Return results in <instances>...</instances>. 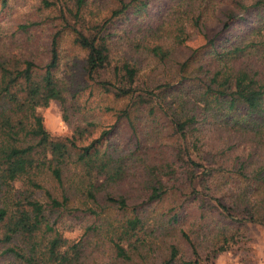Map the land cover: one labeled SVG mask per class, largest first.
<instances>
[{"label": "trees", "instance_id": "obj_1", "mask_svg": "<svg viewBox=\"0 0 264 264\" xmlns=\"http://www.w3.org/2000/svg\"><path fill=\"white\" fill-rule=\"evenodd\" d=\"M115 1L119 5L112 12V19L102 24L87 27L84 19L78 28L70 24L67 13L63 17L74 44L86 51V69L91 79L103 70L106 72L111 64L109 22L133 13L138 23L152 0ZM166 2L164 11H170L165 19L150 20L146 25L133 23L131 30H135L141 42L155 38L142 43L143 52L150 58L144 59L148 80L140 79V66L126 59L114 67L115 80L99 81L116 103H124L105 109L117 115L115 127L124 121L130 125L136 147L128 153L127 149L112 145L101 148L110 131H104L87 146H79L76 140L83 137L84 129L79 130V137L66 140L53 139L47 129L40 109L52 101L61 104L66 101L64 83L55 71L61 60L62 31L53 34L50 59L44 65L27 57L18 59L16 64L0 56L3 254L22 264L83 263L89 246L82 240L70 242L56 234L44 247L35 240L43 225L53 231L47 221L48 208L37 193L45 192L51 210L81 209L96 214L92 207L101 206V199L127 210L130 195H117V188L129 181L137 188L135 192L145 198L133 205L131 215L125 216L111 236L121 261L138 256L149 264L146 258L158 237L176 229L180 221L181 208L185 205L179 202L182 195L192 194L196 199V194L205 193L207 197L199 203L191 199L200 209V218L206 216L207 210L219 206L226 217L264 226V76L247 58L251 50L264 49V27L230 46L220 45L217 37L229 28L234 18L233 10L222 9L220 12L227 17L223 30L177 62L174 73L154 80L153 77H159L158 71L165 73L173 65L171 61L177 60L174 53L178 47H165L163 40L168 36L174 46L184 45L190 37L189 27L202 32L207 20L216 17L223 4V0ZM86 3L76 0V11L69 8L76 22L81 19ZM44 4L50 7L56 1L44 0ZM249 7L244 6L245 10ZM252 7L264 12V0H255ZM31 26L22 23L19 28L28 34ZM230 41V37L225 39V43ZM90 90L85 106L95 93L93 87ZM216 136L223 140L217 151L213 148L205 152L199 146V142L207 144ZM222 171L223 175H217ZM44 175L61 188L59 196L43 184ZM16 184L21 187L17 189ZM168 196L172 197L173 205L153 214L151 207ZM79 199L84 201L83 207L82 204L71 206V202ZM208 199H214L216 204L208 206ZM235 213H240L242 218H235ZM183 236L190 243L194 258L182 263L200 264L195 241L187 233ZM15 240H24L25 246L14 244ZM169 249V256L161 264H175L181 259L178 244L171 243ZM226 249L221 245L211 254L217 256Z\"/></svg>", "mask_w": 264, "mask_h": 264}, {"label": "rangeland", "instance_id": "obj_2", "mask_svg": "<svg viewBox=\"0 0 264 264\" xmlns=\"http://www.w3.org/2000/svg\"><path fill=\"white\" fill-rule=\"evenodd\" d=\"M49 1H56V4L46 7L44 0H6V3L0 0V56L10 59L12 63L27 57L44 65L50 59V40L53 34L62 31L59 49L61 60L55 71L58 78L64 83L66 101L63 104L59 101H52L48 107L40 109L47 129L55 140L79 137V130L84 129L83 137L76 140L79 146H87L94 139L99 138L104 131H110L107 135L108 140H104V145L101 148L112 145L120 149L125 148L128 153L129 150L136 147L130 125L124 121L115 127L117 115L105 109L109 105L119 107L124 103H116L112 96L104 92L99 81L106 78L115 80L114 67L117 64L121 65L126 59H130L140 66V79L148 80L146 61H149L150 58L146 57V53L143 52L142 43L154 41L155 38L143 39L141 42L134 33L135 30L131 32L134 27L133 23H136V16L133 13L113 18L109 22L110 29L108 30L111 64L106 72L103 70L91 79L86 69V51L74 44L70 30L65 29L63 17L67 13L70 24H76L78 28H81L85 19V26L91 27V25L111 20L113 10L119 5L118 2L115 0H86V7L80 16L81 19L76 22L74 16L68 11L70 7L73 9L72 11H76V0ZM254 2L255 0H237V2L223 0L218 11L219 14L207 20L206 28L202 27V32L189 27L190 37L184 45L174 46L171 37L167 36L163 43L165 47H178L174 53L177 60L171 61L173 65L165 69V73L158 71L159 77H153L154 80L174 73L177 62L187 58L194 49L203 46L209 38L223 30L227 17L223 12H220L222 9L233 10L234 18L230 21L229 28L223 30L217 37V43L220 45L228 44L230 46L231 43L239 42L244 36L264 27V12L257 7H252ZM166 3V0H152L136 24L146 25L150 20L165 19L170 11L168 9L165 13ZM244 6L250 7L245 10ZM22 23L32 25L28 34L19 28ZM227 37H230L231 41L225 43ZM136 44L140 45L136 46ZM261 53H264L263 48L251 50L247 54V58L248 62L255 69L261 70V74L264 76V57ZM92 87L95 89V93L90 97L89 104L85 106L86 98L91 93ZM198 144L205 152L213 148L217 151L223 145V140L216 136V138L209 139L207 144H204L203 141ZM219 173L223 175V171L218 172L217 175ZM43 184L54 190L58 196L61 193V188L50 179V176L44 175ZM132 184L129 181L117 188L119 191L117 195H130L127 210H121L118 205L101 199V206L93 205L92 207L98 212L96 214L81 209L51 210L45 192L37 191V195H40L39 199L43 200L46 208L50 209H47L46 215L48 225L53 228V231L43 225V229L38 232L35 240L41 247L47 246L56 234L62 235L70 242L82 240L85 245L89 246V250L87 258L81 264H145L144 259L141 260L138 256H133L132 260L125 262L119 260L111 240L115 228L121 224L124 218L131 215L133 205L143 202L142 200L145 198L135 192L137 188L132 187ZM20 187L21 184H16L17 189ZM204 194H196V199L192 194L180 197L179 202H184L185 205L181 208V217L176 229L158 237L153 249L149 251L150 255L146 261L149 264H161L169 256L171 243L178 244L181 250V259L175 264H183V260L193 259L192 247L183 236V233H187L198 247L200 264H264V226L226 217L219 206H215L211 211L207 210L206 216L200 218V209L191 199L199 203L201 198L207 197ZM208 201V206L216 204L214 199H208ZM83 202L79 199L71 202V206L82 204L83 207ZM171 205H173L172 197L168 196L151 207L152 213L160 214ZM235 218H242V215L235 213ZM3 230V225L0 224V234ZM17 243L19 246H25L24 240H15L14 244ZM221 245L226 246L227 249L217 256L211 254L215 248ZM3 246L5 245L0 243V264H22L9 254H3Z\"/></svg>", "mask_w": 264, "mask_h": 264}]
</instances>
